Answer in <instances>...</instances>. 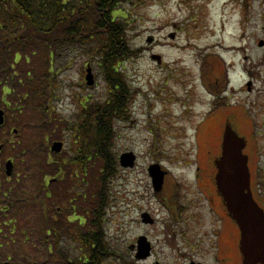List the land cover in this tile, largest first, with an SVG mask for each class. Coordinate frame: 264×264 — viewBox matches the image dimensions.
<instances>
[{"label": "rangeland", "instance_id": "1", "mask_svg": "<svg viewBox=\"0 0 264 264\" xmlns=\"http://www.w3.org/2000/svg\"><path fill=\"white\" fill-rule=\"evenodd\" d=\"M72 4L75 10L68 14L67 20L85 24L86 14L79 8L84 10L86 1L73 0ZM120 6V14L127 16L124 19L128 22L126 39L133 49L139 50L136 57L118 63L121 72L118 75L131 98L125 119L113 118L110 122V149L117 159L116 174L107 178L103 188L104 184L100 185L99 181L104 160L92 154L89 167L82 175V190L90 193L87 197L83 195L84 202L87 198L93 202L106 199L98 223L108 255L100 264H178L175 256L163 261L166 256L174 255L181 243L176 235L177 219L165 210L162 199L171 196L172 186L177 185V195L184 198L179 199L178 205L185 207L183 216L188 218L198 211L195 205L204 201L208 195L205 191L210 189L218 196L213 184L217 174L214 161L221 154L226 118L238 112V108H222L205 114L212 107V95L206 85L210 72L203 70V62H209V56L212 62L219 54L216 68L221 67L224 72L227 69L228 95L233 96L234 102L242 100L248 106V112H241L232 120L233 129L239 136L248 138L250 147L254 142L257 158L264 161V134L257 136L264 125L261 121L264 48L259 46V41L264 40V0H235V3L231 0H127ZM175 32H178L177 38L170 40V34ZM151 36L154 41L149 43ZM98 38L102 34L93 35L89 44L85 39V46H69L68 50L66 47L58 50L57 46L49 49L42 41L31 42L23 49V56L14 64V69L6 66L8 80L17 84L19 92L30 93L28 98L35 106L39 104L36 99H40V104L54 108L62 122L71 123L81 113L85 100L91 111L92 106L104 103L110 96L112 87L99 65V53L90 50V44ZM155 55L160 56V63L153 58ZM87 64L93 68L95 86L86 84ZM214 74L218 75L219 70ZM65 139L69 146L68 137ZM126 151L137 155L132 168L119 164L120 154ZM153 163L167 171L161 193L155 192L148 172ZM41 180L34 172L27 173L20 192L15 194L19 199L15 198V207L7 219L14 220L17 229L13 234L8 230L7 239H3L1 264H44L49 260L44 243V237H49L43 232L41 210L42 202L48 200L42 199L45 195ZM74 181L73 175H67L64 186L72 189ZM148 210L158 214L159 222L152 227L141 219L142 213ZM69 212L73 211L66 210L60 221L61 233L57 230L59 245L66 249L77 246L72 235L87 231L83 227L78 231V225L83 226L86 221L87 212L82 215L83 219L75 217L78 212L74 216ZM141 235L151 236L156 245L150 260H137L130 248Z\"/></svg>", "mask_w": 264, "mask_h": 264}, {"label": "flooded vegetation", "instance_id": "2", "mask_svg": "<svg viewBox=\"0 0 264 264\" xmlns=\"http://www.w3.org/2000/svg\"><path fill=\"white\" fill-rule=\"evenodd\" d=\"M64 1L70 7L75 6L72 4L73 0ZM85 1L87 3L88 0ZM89 1L97 2L98 0ZM232 2L235 3V0H231ZM7 8L6 3H0V12H3L4 9L7 11ZM235 8L234 5L233 9ZM112 15L118 17L120 9L113 10ZM262 21L264 24V15ZM10 23L7 13H0V249L3 246V239H7V231L10 230L13 234L17 229L16 222L7 219L10 211L15 207V198L19 199L15 194L19 191L25 175L34 172L37 178L42 177V190L45 197H39L48 200V202H42L41 204L43 232L45 236L49 237L48 239L44 237V243L47 245L46 248L49 254H54L57 246L55 243L57 230L61 228L60 221L66 210L70 209L67 198L64 197L65 201L62 202L63 198L60 194L64 189L67 172L71 165L70 160L74 156V152H78V149L75 150L73 145L76 140L73 138V128L82 125L85 121L84 118L87 119V114L83 112L84 107L81 105V113H77L78 116L76 115L77 117L72 119L71 123H69V120L62 122L61 119L56 117V111L54 108H50V104H44V106L40 104V99H36L39 104L35 106L34 102L28 98L30 93L23 94L19 92L17 84L9 82L10 74L6 70V66L14 69V64L18 63L19 57L23 56L22 51L26 45L40 39L38 35L26 36L23 23ZM177 33L175 32L174 37L170 35V40H175ZM261 41L264 42V40ZM10 43H17V46L15 48L14 46L10 47ZM260 47L263 49L264 45ZM10 50L12 57L9 59H13L11 62L7 58ZM32 54L35 53L32 52ZM26 57L29 58V56ZM221 62L224 64L222 59ZM221 62H219V65H221ZM205 65L206 63L203 62V70H205ZM228 70H230V67H228ZM225 72L222 71L221 74L215 76L218 82L217 86L213 85L210 80L206 84L212 95V107L205 114H213L222 108H238V112H232L226 118V125H231L232 120L237 119L241 112H248V106L242 100L234 102L233 96L228 95L230 77L228 76L227 79V72ZM249 91H251V87H249ZM37 93L39 98L40 90ZM34 95L36 96V91H34ZM261 121H264L263 116ZM63 132L65 133L62 134ZM258 132L257 136L264 134V125ZM65 136L70 141L69 146ZM243 138L246 142L243 152L248 156L250 169V189L254 200L264 214V161L257 158L254 142L251 143L250 147L248 138ZM55 142L62 143L60 151L52 148ZM213 182L216 186L215 180ZM162 191L163 188L156 193ZM177 193V185H174L172 186L171 196L164 199L158 197L163 200L165 210L176 217V225L178 226L176 235L179 236L181 243L180 247L174 251V255L166 256L163 261L175 256L174 261L178 264H264V249L261 250L262 253L261 251L252 252L246 246H244V251L241 249V231L237 222L227 210L226 203L221 195L218 194L217 196L215 192L208 189L205 191L208 195L204 196V201L195 205L198 211L194 215L184 218L185 207L178 205L179 199L184 198L178 196ZM181 202L183 201L181 200ZM148 215L150 220L148 227H152L159 222L158 214L148 210ZM67 219L69 221V218ZM69 222L71 223V221ZM11 223H14L15 226L11 227ZM61 231L62 229L59 232L61 233ZM52 236L55 237L50 241ZM148 241L151 249L147 260H150L156 252V245L149 235Z\"/></svg>", "mask_w": 264, "mask_h": 264}, {"label": "trees", "instance_id": "3", "mask_svg": "<svg viewBox=\"0 0 264 264\" xmlns=\"http://www.w3.org/2000/svg\"><path fill=\"white\" fill-rule=\"evenodd\" d=\"M126 1H87L84 10H82V7L79 8L87 17V22L82 24L67 20L68 14L75 10V7H70L64 0H0V3L8 5L7 11L5 9L3 11L7 13L8 21L12 24L23 23L26 36L38 35L40 41L45 43L48 48L57 46L58 50L65 47L68 50L69 46H85V39H87L89 44V41L93 40V35L102 34V38H98L96 43L90 44L92 45L90 50L99 53V65L104 72L106 80L112 87L110 96L106 101L92 106L91 111L89 110L88 102L82 104L84 107L83 112H86L87 119L84 118L85 121H83L82 125L73 128V138L74 140L76 139L73 145L75 150L78 149V152H74V156L70 160L69 171L67 172L68 176L73 175L75 178L74 187L70 189L67 188L68 186H64L60 194L64 195L65 199L67 198L70 209L73 211L72 213L74 215L77 212L79 213L77 215L78 218H82L84 212H87L88 216L84 217L86 221L84 220L83 226L78 225V231L81 230L80 227L86 228L87 231H81L79 235H72L71 238L77 246L71 248L67 246L68 249L59 245L58 235L56 234V251L54 254H50L49 260L44 264H51V260L53 264H100L104 257L108 255L103 248V234L98 223L99 212L103 208L106 199L104 197L93 202L87 198V201L84 202L90 193H87V195L82 190L84 183L82 175L89 167L92 154H98L104 160L102 178L99 181L100 185L104 184L103 188L107 178L115 175L117 171L115 166L117 159L110 149L112 137L110 122L113 118L125 119L131 98L129 89L118 75L121 74L118 63H123L131 57H136L139 53V50L133 49L126 39L125 24L128 22L124 19L127 16L124 17V15L120 14L118 17H113L112 15V11L120 9V5ZM120 17L121 20L119 22L118 18ZM9 46L16 47L17 43H10ZM11 56L12 52L10 50L7 57L10 62L13 60L9 59ZM209 57L207 58L209 62L206 61L205 70L210 72V82L217 86L218 82L215 77L217 75L214 73L219 70V74H221L222 70L216 68L218 56H214L212 62L210 60L211 57ZM66 250L67 252H65ZM28 264L31 263L29 262Z\"/></svg>", "mask_w": 264, "mask_h": 264}, {"label": "water", "instance_id": "4", "mask_svg": "<svg viewBox=\"0 0 264 264\" xmlns=\"http://www.w3.org/2000/svg\"><path fill=\"white\" fill-rule=\"evenodd\" d=\"M174 37V34H171ZM150 37L148 42L151 43ZM260 46L264 45L261 41ZM158 62L160 56H153ZM87 84L94 85L95 77L92 68L89 66L86 75ZM246 146L245 139L240 137L232 128L227 125L223 135L222 152L216 159L217 167L216 185L219 194L223 197L227 210L237 222L241 231V249L244 251L246 246L250 251H261L264 249V214L253 198L250 189V170L248 166V156L244 154ZM60 151L62 143L55 142L52 147ZM136 154L133 151L124 152L119 160L122 167H134L136 163ZM152 178L153 186L156 192L163 188L166 172L158 163L151 164L148 168ZM145 224L150 222L148 212L141 215ZM130 248H136L135 257L138 260L148 258L150 254V242L144 235L138 237L136 245ZM262 253V251H261Z\"/></svg>", "mask_w": 264, "mask_h": 264}]
</instances>
